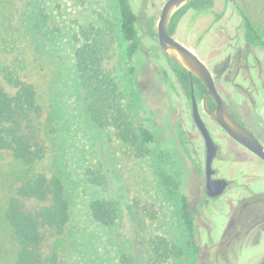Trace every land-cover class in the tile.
Listing matches in <instances>:
<instances>
[{"label":"rangeland","instance_id":"obj_1","mask_svg":"<svg viewBox=\"0 0 264 264\" xmlns=\"http://www.w3.org/2000/svg\"><path fill=\"white\" fill-rule=\"evenodd\" d=\"M164 1L131 0L142 24L141 46L131 61L120 59L122 108L155 137L149 151L136 156L111 125L98 126L90 120L74 67V47L86 37L94 38L107 19L116 24L119 39L115 0H0V84L13 92L3 71L16 67L21 78L34 86L40 110L31 129L45 147L34 171L60 174L70 201L64 232L42 229L40 264L53 251L58 264H122L124 255L133 264L264 261V205L254 204L251 195L264 192V162L232 139L199 103L218 145L213 167L229 181L222 195L205 198V147L192 118L189 90L176 79L157 33L148 32L150 19L156 30ZM212 11L187 12L173 36L209 67L219 94L264 146V46L247 57L246 68L236 72L230 68L215 77L226 58L234 59L243 49L241 13L264 40V0H213ZM32 26L41 29L34 39ZM154 149L161 151V157ZM162 168L178 184L173 194L162 185ZM21 177L22 169L10 152L0 151V211ZM181 194L195 211L197 252L181 218ZM94 195L114 203L111 225L92 217L89 203ZM22 203L25 209L43 204L29 198ZM236 209L243 210L241 221L236 229L227 228ZM159 237L181 253L162 255L156 244ZM13 254V243L0 222V264H13Z\"/></svg>","mask_w":264,"mask_h":264},{"label":"trees","instance_id":"obj_2","mask_svg":"<svg viewBox=\"0 0 264 264\" xmlns=\"http://www.w3.org/2000/svg\"><path fill=\"white\" fill-rule=\"evenodd\" d=\"M115 4L119 39H116L114 34L116 24L107 19L104 22V28L96 31L94 38L86 37L85 42L74 47V67L79 87L84 91L85 112L90 120L98 126L111 125L117 137L129 143L134 149V154L140 156L146 154L153 146L154 133L143 123L134 122L133 118L123 110L121 105L123 91L119 82L121 83V79L124 78L120 59H127L129 62L140 49L139 28L142 24L131 5V0H115ZM212 6L213 0H192L183 5L172 15L169 32L173 34L177 23L187 12L206 15L213 12ZM241 16L243 49L240 55L236 54V57L240 59L252 53L255 48L264 46V40L249 17L243 13ZM147 26L149 34L156 36L153 19H150ZM32 29L34 39L38 37L41 29L38 26H32ZM169 61L182 87L187 90L194 87L196 96L202 98L206 90L202 81L194 75L190 78L185 69L171 59ZM246 66V63L245 65L235 64L231 68L236 72ZM133 70V67L129 68V75L133 73ZM3 72L5 81L13 92L10 93L0 84V151L10 152L12 158L20 165L23 178H20V183L6 196L5 204L0 211V222L1 224L3 222L13 243V264H40L42 229H50L57 235L62 234L70 219V201L65 182L60 174L53 173L47 176L34 171L35 163L43 157L45 152L44 145L35 139L31 129L32 120L40 110L34 86L21 78L20 70L16 67L7 68ZM207 105L211 110L213 109L210 102H207ZM154 151L157 157H161L159 149ZM159 176L164 189L173 194L178 184L172 181L164 168L160 169ZM251 195L255 198L254 204L264 205V192ZM23 198L43 204L34 209H25L22 203ZM180 204V214L189 235V243L197 252L195 211L190 207L184 194L180 195ZM89 209L92 217L102 224L111 225L115 220L116 209L110 199L94 195L90 200ZM243 214V210L236 209L227 228L236 229ZM156 244L162 255L176 253L178 256L181 253L179 247L169 244L163 237H159ZM44 264H58L56 251L46 255ZM122 264L133 263L124 255Z\"/></svg>","mask_w":264,"mask_h":264},{"label":"water","instance_id":"obj_3","mask_svg":"<svg viewBox=\"0 0 264 264\" xmlns=\"http://www.w3.org/2000/svg\"><path fill=\"white\" fill-rule=\"evenodd\" d=\"M192 0H165L160 9L156 22V33L160 46L165 55L185 69L189 75L197 77L206 87L202 99H199L193 89L190 91L191 113L193 121L200 132L205 147L204 157V195L208 198H216L222 195L229 185V181L223 177H215L217 170L213 167V160L218 152V145L214 141L200 111L199 103L203 110L237 143L249 150L264 162V146L253 132L244 125L232 108L219 94L212 71L204 61L188 46L177 40L169 32V24L172 15L183 5ZM211 98L215 108L211 110L207 106V100Z\"/></svg>","mask_w":264,"mask_h":264},{"label":"flooded vegetation","instance_id":"obj_4","mask_svg":"<svg viewBox=\"0 0 264 264\" xmlns=\"http://www.w3.org/2000/svg\"><path fill=\"white\" fill-rule=\"evenodd\" d=\"M249 55H252V53L250 52L248 55H245V56H243V58L242 59H240V58H238V57H236L235 59H231L229 56L226 58V61H225V64L223 65V67L221 68V70H222V72H219V71H217L218 73H216V75H215V77H219V75H220V73H223V72H225L226 70L228 71V69H230L231 68V66L233 67V66H235V64L236 65H245L244 63L247 61V57L249 56ZM241 62V63H240ZM190 76V78H192V76L191 75H189ZM213 78H214V76H213ZM177 79V78H176ZM178 80V79H177ZM214 81H215V78H214ZM191 84H192V80H191ZM191 88L193 89V91H194V94H195V89H194V87H190L189 88V93H190V91H191ZM205 92H206V90H205ZM205 94V93H204ZM196 95V94H195ZM204 96V95H203ZM198 97V96H197ZM199 99H202V98H199ZM190 101H191V98H190ZM207 102H210V104H212L213 105V109L215 108V103H214V101L211 99V98H208V100H207ZM229 105V104H228ZM208 106V105H207ZM230 106V105H229ZM203 108V107H202ZM212 109V110H213ZM239 118V117H238ZM242 122V121H241ZM243 123V122H242ZM244 124V123H243ZM245 125V124H244ZM248 127V126H247ZM249 128V127H248ZM250 129V128H249ZM251 130V129H250ZM252 131V130H251ZM253 132V131H252ZM254 133V132H253ZM255 134V133H254ZM256 135V134H255ZM257 136V135H256ZM258 138V137H257ZM259 139V138H258ZM217 156V155H216ZM214 159H216V158H214ZM217 170V169H216ZM215 177H221V176H218V170H217V173H216V175H214ZM205 196V195H204ZM205 198L206 199H212V198H208V197H206L205 196ZM261 264H264V261H262L261 262Z\"/></svg>","mask_w":264,"mask_h":264}]
</instances>
